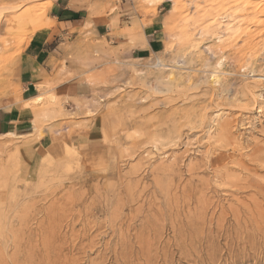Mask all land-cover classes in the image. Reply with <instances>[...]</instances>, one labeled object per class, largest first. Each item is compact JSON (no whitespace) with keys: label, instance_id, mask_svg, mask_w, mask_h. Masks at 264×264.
<instances>
[{"label":"rangeland","instance_id":"1","mask_svg":"<svg viewBox=\"0 0 264 264\" xmlns=\"http://www.w3.org/2000/svg\"><path fill=\"white\" fill-rule=\"evenodd\" d=\"M105 1L101 11L118 10L119 0ZM125 1L133 18L123 35L142 36V27L152 25L159 52L139 60L121 50L92 51L79 60L88 95L70 110L65 100L40 94L30 106L37 112L34 135H9L0 143V264L29 258H38L32 264H264L263 232L244 230L245 213L232 207L247 193H217L225 210L199 214V207L217 198L179 191L202 181L211 189L218 185L203 166V153L219 136L210 132L216 113L219 121L245 119L249 128L236 133L264 146L258 132L264 109L249 114L244 100L238 101L246 85L264 101V88H254L256 81L264 83V26L243 24L239 11L220 9L219 0ZM46 2L0 0V96L10 92L37 22L44 17V27L51 26ZM53 124H66V131L49 129L51 146L34 157L28 144ZM82 129L95 134L99 150L82 154L69 142ZM241 154L248 150L232 158ZM257 157L262 164L264 147ZM189 166L196 168L193 175ZM170 177L171 187L159 193L156 184ZM172 195H178L177 204H168Z\"/></svg>","mask_w":264,"mask_h":264},{"label":"crops","instance_id":"2","mask_svg":"<svg viewBox=\"0 0 264 264\" xmlns=\"http://www.w3.org/2000/svg\"><path fill=\"white\" fill-rule=\"evenodd\" d=\"M119 1L116 12L106 13L101 11L105 0H47L50 8L46 18L51 26L46 31H36L23 45L11 90L0 96V143L11 139L9 135L15 139L34 135L37 112L26 108L24 103L40 94L44 97L53 94L65 100L70 110L73 109L70 104L85 98L88 86L81 80L83 69L79 60L92 51L118 53L121 50L122 55L139 60L159 52L161 41L152 25L142 27V36L123 35L133 15L125 11L126 1ZM69 58L75 60L73 64ZM66 74L70 78L63 80ZM14 91L19 94L18 99ZM66 128V124L44 128L46 136L28 144V149L38 158L52 144L47 135L49 129L66 131ZM69 142L82 154L100 149L95 134L84 129L71 135Z\"/></svg>","mask_w":264,"mask_h":264},{"label":"bare ground","instance_id":"3","mask_svg":"<svg viewBox=\"0 0 264 264\" xmlns=\"http://www.w3.org/2000/svg\"><path fill=\"white\" fill-rule=\"evenodd\" d=\"M152 1L161 2L162 0H152ZM217 3L219 5L220 9L226 7V9L235 10V13H236V11H239L240 17H242L240 22H242L243 24L246 23V24H251V25L254 24L256 26H260V25L264 26V0H256V2H252L251 0H219ZM172 12L175 13V12H177V10L173 9L171 11V13ZM236 14L239 15L238 12ZM43 21H44V17H43ZM43 21H41L40 24L37 22V26H36L37 30L36 31H39L42 29L46 31L48 29V28L44 27ZM242 23H240V25H242ZM31 24L32 23H30V21L25 23L26 28H28ZM19 44H22V42L21 41L18 42L17 45H19ZM259 77H261V76L259 75ZM256 86L257 87H254V88H258V89L264 88L263 81H260V80L256 81ZM245 89H246V91L242 92V94H243L242 98L243 99L242 98L238 99L239 102L244 100L243 101L244 102L243 110H245L246 112L251 114L250 112L252 109L257 110L258 112H260L262 109H264V101L258 100L259 98H261V95H255V91H254L253 87H249L248 85L245 86ZM40 100H41L40 97H37L35 99H32L30 101L25 102L24 105L26 108H30L31 104L34 105L37 102H39ZM250 107H252V108L250 109ZM218 115L219 114L216 113L213 116V117H215L216 120H213V121L209 120L213 123L212 127H210L211 128L210 130H212V131H210L211 134L212 133L216 134V132H217V134L219 133V136L217 138L214 137L215 142L217 144L214 146H211V148L207 149L203 153L204 158L206 159V161L203 163V166L205 169H208V168L212 169L213 175L215 177V182H217L218 185H216L215 188H212L213 189L212 190L208 184V181H202V182H199V185H196V186L183 187L181 189H179L177 187V189H179L181 195L185 196V197H190V196L197 194V193L204 196L210 192L212 195V197H211L212 200H215L217 198L215 201H211V203L203 204V206L199 207L196 210L197 212H199V214H205V212H207L208 210L210 211V209H212V208H218L221 210H225L220 205V199H219L220 196L219 197L216 196L217 193H219V194L221 193L223 196L228 197V198L232 197L233 196L232 194L247 193V196H244L243 200H240V198H238L239 199L238 200L236 197V199H237L235 201L236 204L232 205V207L240 215L242 213H245L246 218L244 220V230H246L247 228H251V230H255V231L257 230V231L263 232V234H264V231H262V230H264V209H263L264 208V174H258V171L264 172V162L262 163L263 165L259 164L258 159L260 157H257L258 155H260L262 153L264 146L259 145V143L261 141H258L253 136H251V139H250L251 142H249V141L245 140L242 135H239L236 133L238 130H245V129L249 128L248 123L246 122L245 119H238L237 117H235V118H232L229 120L219 121L217 119ZM204 120L207 121V119H205V118L200 119L201 127H203V125L206 123ZM187 123L190 124V127L194 126V125H192V123L190 121H187ZM210 132L208 131L207 133H210ZM258 132L262 136H264V129L263 128H260ZM263 145H264V143H263ZM238 150L239 151L240 150L241 151L248 150V154L246 156H243L241 154L238 157L232 158L233 153H235ZM228 151H231V153L229 155H225L224 152H228ZM243 157H245V158H243ZM227 158H230L231 162H228ZM246 161H248V163ZM249 162H255V165L253 167H251ZM258 169H260V170H258ZM195 170H196L195 167L189 166L187 169V172L189 174L193 175ZM185 172H186V170H185ZM243 175L252 176L253 178L242 181L241 176H243ZM179 179H180V177H179ZM174 181H175V177H170L165 182L164 181L158 182L156 184V188L159 190V193H162V191L165 188L171 187V185ZM219 191H221V192H219ZM152 194H153V196H155V192ZM166 195H168V194H166ZM178 200H179L178 195H172V196L167 197L168 204H170V205L171 204L172 205L177 204ZM241 207H243V209H244L243 212H242ZM227 209H229V207H227ZM164 211H162V212H164ZM191 212H192V210H191ZM191 212H188V213H190V216L192 214ZM220 224L221 223H219L218 225H220ZM222 232L224 233V229ZM189 233H190V231H189ZM262 242H264V241L262 240ZM262 246L263 245H261V248H262ZM37 259L38 258H29L28 260H24L21 262L16 261L14 259L11 262H12V264H32V263L37 262L36 261ZM203 259L205 260V258H203ZM206 259L208 261L210 258L209 259L206 258ZM193 262H194V260H193ZM148 264H149V262H148Z\"/></svg>","mask_w":264,"mask_h":264}]
</instances>
